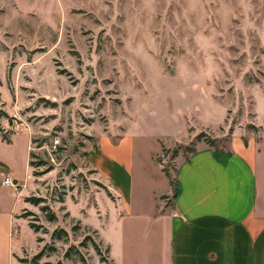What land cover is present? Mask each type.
I'll return each mask as SVG.
<instances>
[{
	"label": "rangeland",
	"instance_id": "1",
	"mask_svg": "<svg viewBox=\"0 0 264 264\" xmlns=\"http://www.w3.org/2000/svg\"><path fill=\"white\" fill-rule=\"evenodd\" d=\"M263 82L264 0H0V129L11 141L0 136V174L21 186H0V264L31 258L58 228L68 239L40 264H80L63 253L85 236L107 257L88 227L102 228L111 201L118 208L122 175L106 176L108 160L131 169L150 208L164 183H151L154 160L171 204L177 168L201 144L228 151L235 129L257 132L250 86ZM24 211L46 233L34 234ZM81 251L87 264L100 259Z\"/></svg>",
	"mask_w": 264,
	"mask_h": 264
},
{
	"label": "crops",
	"instance_id": "2",
	"mask_svg": "<svg viewBox=\"0 0 264 264\" xmlns=\"http://www.w3.org/2000/svg\"><path fill=\"white\" fill-rule=\"evenodd\" d=\"M250 90L248 124L257 132L235 129L228 151L201 144L179 164L171 204L169 180L154 160L151 183L157 178L164 183L152 191L151 208L148 198L134 192L131 169L108 160L106 176L122 175L116 177L122 192L113 189L118 208L110 200L111 216L108 210L105 218L97 214L102 228H88L106 246L112 264H264V82ZM25 169L28 180V139ZM8 174L15 180L14 172ZM21 256L17 259H27Z\"/></svg>",
	"mask_w": 264,
	"mask_h": 264
},
{
	"label": "trees",
	"instance_id": "3",
	"mask_svg": "<svg viewBox=\"0 0 264 264\" xmlns=\"http://www.w3.org/2000/svg\"><path fill=\"white\" fill-rule=\"evenodd\" d=\"M0 136H1L2 141L6 142L8 144L11 142L9 137L5 133H3L1 129H0ZM198 138H200V137H198ZM29 166H33V164L29 162ZM36 174H38V173H36ZM33 175L38 176V175H35V173H33ZM165 175L168 177L167 173H165ZM176 193H177V189L175 187L174 197L176 196ZM65 196H66V192L65 191L61 192L57 198V201L59 203H63ZM24 202L27 204H30L32 206H39V210H40V212H42L44 214L47 222L53 223L57 220L55 213L51 210V208L47 204H45L46 203L45 199H42L39 197H28L24 200ZM32 215L33 214L31 212L24 211V213L19 215L18 218L26 219L28 221L29 228L32 230V232L34 234L38 235L42 231L44 233H46V231L42 227V225L34 223L36 221L39 222V220L33 221L34 219H28ZM34 218H37V217H34ZM67 239H68L67 231H65L62 228L55 229L52 231V233L50 235L51 243L49 245L46 244L42 248H39L38 252L35 255H33L29 260L18 259V262L20 264H40V261L43 258H46L48 256V254L54 253L56 251V246L54 244L55 242L63 241V240L66 241ZM41 241H42L41 238H39V237L36 238V242L38 244ZM88 247H91L94 250V252L100 257L99 261L101 263L112 264L111 261L108 259V257L101 256L99 244L96 243V241L91 236H85L83 238V240L78 245H71L69 248H67L64 251L63 257L66 260H69L72 262L77 259V261L80 262V264H87L86 258L84 257V254L82 253L81 249L86 250V249H88ZM106 253L108 254L107 248H106ZM44 264H49V263H44Z\"/></svg>",
	"mask_w": 264,
	"mask_h": 264
},
{
	"label": "built area",
	"instance_id": "4",
	"mask_svg": "<svg viewBox=\"0 0 264 264\" xmlns=\"http://www.w3.org/2000/svg\"><path fill=\"white\" fill-rule=\"evenodd\" d=\"M57 143L58 141L54 142L53 151L57 149ZM0 186L12 189L16 193V195L20 193L21 186L8 173L0 174Z\"/></svg>",
	"mask_w": 264,
	"mask_h": 264
}]
</instances>
